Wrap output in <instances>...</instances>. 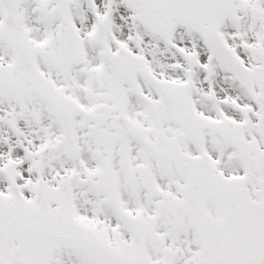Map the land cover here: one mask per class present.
<instances>
[{"label":"snow or ice","instance_id":"snow-or-ice-1","mask_svg":"<svg viewBox=\"0 0 264 264\" xmlns=\"http://www.w3.org/2000/svg\"><path fill=\"white\" fill-rule=\"evenodd\" d=\"M0 264H264V0H0Z\"/></svg>","mask_w":264,"mask_h":264}]
</instances>
